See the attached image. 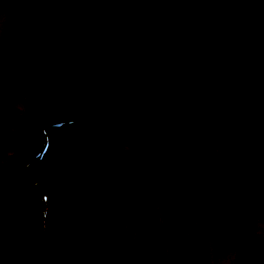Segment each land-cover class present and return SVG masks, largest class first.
<instances>
[{
	"label": "rangeland",
	"instance_id": "374dc122",
	"mask_svg": "<svg viewBox=\"0 0 264 264\" xmlns=\"http://www.w3.org/2000/svg\"><path fill=\"white\" fill-rule=\"evenodd\" d=\"M259 20L264 0H0V264H264Z\"/></svg>",
	"mask_w": 264,
	"mask_h": 264
}]
</instances>
